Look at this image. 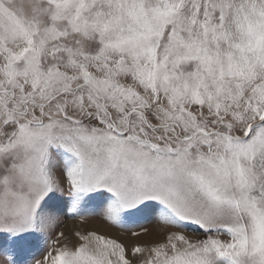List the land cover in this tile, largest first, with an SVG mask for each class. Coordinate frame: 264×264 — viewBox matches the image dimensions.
<instances>
[{"label":"snow or ice","instance_id":"obj_1","mask_svg":"<svg viewBox=\"0 0 264 264\" xmlns=\"http://www.w3.org/2000/svg\"><path fill=\"white\" fill-rule=\"evenodd\" d=\"M0 264H264V0H0Z\"/></svg>","mask_w":264,"mask_h":264},{"label":"rangeland","instance_id":"obj_2","mask_svg":"<svg viewBox=\"0 0 264 264\" xmlns=\"http://www.w3.org/2000/svg\"><path fill=\"white\" fill-rule=\"evenodd\" d=\"M87 211L89 213H94L99 211V209L89 207ZM62 221L63 223L60 225V227L52 230L47 242L41 238L38 241L37 246L33 248L32 251L35 253L36 258H40V256L46 251V249L49 247L50 241L56 240L58 238L56 233L61 230H63L68 236H71L75 231L85 230L106 234L124 243L129 251L131 247L135 246L136 244L149 246L150 241L158 238L157 233L160 230L159 226L154 220H152L151 217L135 219L128 222L124 227L110 225L109 223L103 221L99 216L92 214L85 216L84 220H81L78 216L72 217L69 215L62 217ZM141 227L147 228L148 232H141ZM133 233H137V235H133ZM189 235H191V232H189ZM51 246L55 247V245Z\"/></svg>","mask_w":264,"mask_h":264},{"label":"bare ground","instance_id":"obj_3","mask_svg":"<svg viewBox=\"0 0 264 264\" xmlns=\"http://www.w3.org/2000/svg\"><path fill=\"white\" fill-rule=\"evenodd\" d=\"M155 229V228H154ZM156 232V231H155ZM156 234V233H155Z\"/></svg>","mask_w":264,"mask_h":264}]
</instances>
